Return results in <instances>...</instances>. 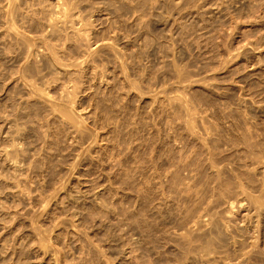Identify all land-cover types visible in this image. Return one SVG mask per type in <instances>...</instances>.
Listing matches in <instances>:
<instances>
[{
  "label": "rangeland",
  "instance_id": "1",
  "mask_svg": "<svg viewBox=\"0 0 264 264\" xmlns=\"http://www.w3.org/2000/svg\"><path fill=\"white\" fill-rule=\"evenodd\" d=\"M263 251L264 0H0V264Z\"/></svg>",
  "mask_w": 264,
  "mask_h": 264
},
{
  "label": "bare ground",
  "instance_id": "2",
  "mask_svg": "<svg viewBox=\"0 0 264 264\" xmlns=\"http://www.w3.org/2000/svg\"><path fill=\"white\" fill-rule=\"evenodd\" d=\"M191 128H192V127H191ZM206 145H207V144H206ZM202 146H204V145H202ZM225 151H226V150H225ZM221 153H222V152H221ZM211 154H212V153H211ZM209 155H210V154H209ZM213 155H214V154H213ZM190 156H191V155H190ZM210 156H211V155H210ZM178 157H179V156H178ZM205 159H206V158H205ZM209 159H210V158H209ZM196 160H197V159H196ZM187 161H188V160H187ZM187 161H186V163H187ZM184 162H185V161H184ZM198 162H199V161H198ZM209 162H210V161H209ZM211 162H212V161H211ZM194 163H195V161H194ZM200 163H201V162H200ZM197 164H199V163H197ZM183 165H184V164H183ZM187 165H188V164H187ZM190 166H191V165H190ZM197 166H198V165H197ZM211 166H212V165H211ZM213 166H214V163H213ZM213 166H212V167H213ZM199 167H200V164H199ZM199 167H198V168H199ZM205 167H206V165H205ZM189 168H190V167H189ZM195 169H196V168H195ZM195 169H194V170H195ZM221 169H222V168H221ZM188 170H189V169H188ZM191 170H192V169H191ZM213 170H214V168H213ZM216 170H217V169H216ZM184 171H185V170H184ZM186 171H187V170H186ZM186 171H185V172H186ZM187 172H189V171H187ZM190 172H192V171H190ZM198 172H199V171H198ZM177 173H178V172H177ZM200 173H201V172H200ZM155 174H156V173H155ZM191 174H192V173H191ZM195 175H196V174H195ZM173 176H176L175 173H174ZM173 176H172V177H173ZM185 177H186V176H185ZM194 177H195V176H193L192 178H193V180H194V183H196V182L198 181V179H196L197 181L195 182ZM197 178H199V177H197ZM200 179H201V178H200ZM200 179H199V180H200ZM190 180H191V179H190ZM193 180H192V181H193ZM238 182H240V181H238ZM179 184H180V183H179ZM181 185H182V184H180L179 186H181ZM183 185H184V184H183ZM191 185H192V184H191ZM196 185H197V184H196ZM177 186H178V185H177ZM196 187H197V186H196ZM203 188H204V187H203ZM205 188H206V187H205ZM207 188H208V187H207ZM190 189H191V187H189V188L187 189V191H186V189H184L185 192H184V191H182V192L179 191V193H177V195H175V197L172 198L174 201H178L179 203H181V204L184 206V207L182 206V210H181V211L178 210V214H180L179 212H181V215H180V216H183V217H184V214H187V213L189 214V215H186L185 218H183V221H182L183 223H180V224H183V225H184V224H187V223H189V224L191 225L190 221H191L192 218L194 219V217H195L194 214H196V213L199 211V208H200L201 210L203 209V208H201L202 206L200 207L201 200H203V199H201V196H202V195L200 194V195H201V196H200V199H199L200 201L198 202V196H197V195H198L199 193H196V190H195V192L193 191V193L190 194V191H191ZM201 189H202V188H201ZM180 190H181V189H180ZM203 191H204V190H203ZM208 191H209V190H208ZM174 193H175V192H174ZM183 193H185V194H183ZM202 193H203V192H202ZM175 194H176V193H175ZM203 194H204V193H203ZM243 194H244V193H243ZM196 196H197V198H196ZM205 196H206V195H205ZM247 196H249V195H247ZM170 197H171V196H170ZM204 199H205V198H204ZM204 201H205V200H203L202 202H204ZM178 202H177V203H178ZM229 202H230V199H229ZM229 202H227V203H229ZM205 203H206V201H205L204 203H202V205L205 204ZM214 203H215V202H214ZM222 203H223V202H222ZM205 205H207V204H205ZM208 205H209V203H208ZM208 205H207V208H211L210 210L208 209L210 212H211V210H214V207H208ZM215 205H216V204H215ZM229 205H230V207H231V208H230L231 210H230L229 212H227V214H229V216H230V215H232V214L234 213V212H233L234 206H233V203H231V204H229ZM209 206H210V205H209ZM239 206H240V205H239ZM178 207H180V206L178 205ZM215 207H217V205H216ZM205 208H206V207H205ZM212 208H213V209H212ZM217 208H218V207H217ZM220 208H221V207H220ZM204 211H206V210H204ZM214 211H215V210H214ZM186 212H187V213H186ZM210 212H208V213L210 214ZM200 213L202 214V212H200ZM214 213H215V214L217 213V214H216V216H217L219 212H217V210H216V212H214ZM209 214H208V216H209ZM211 214H212V213H211ZM211 214H210V215H211ZM213 215H214V214H213ZM221 215H222V213H221ZM206 216H207V215H206ZM216 216H215V217H216ZM219 216H220V215H219ZM222 216H223V215H222ZM199 217H200V216H199ZM211 217H213V216L211 215ZM217 217H218V216H217ZM230 217H231V216H230ZM195 218H196V217H195ZM219 218H220V217H219ZM232 218H233V217H232ZM193 219H192V221H193ZM197 219L200 220V218H197ZM206 219H207V218H206ZM208 219H210V216H209ZM213 219H214V218H213ZM211 220H212V219H211ZM192 221H191V222H192ZM213 222H214V220H213ZM215 222H217V221H215ZM218 222H219V220H218ZM218 222H217V223H218ZM258 222H260V221H258ZM200 223H201V222H200ZM217 223H215V224H217ZM219 223H220V222H219ZM223 223H224V222H223ZM237 223H238V222H237ZM245 223H246V222H245ZM189 224H188L187 226H189ZM192 224H195V226H196L197 223L192 222ZM210 224H211V223H210ZM212 224H213V223H212ZM180 226H181V225H180ZM205 226H206V225H205ZM205 226H203V227H205ZM210 226H211V225H210ZM210 226H209V227H210ZM214 226H215V225H214ZM217 226H218V224H217ZM219 226H220V225H219ZM231 226H232V225H231ZM258 226H259V225H258ZM203 227L200 226V228H203ZM206 227H207V226H206ZM209 227H207V228H209ZM245 227H246V226H245ZM182 228H183V227H182ZM200 228H199V229H200ZM214 228H215V227H214ZM216 228H218V227H216ZM225 228H226V227H225ZM184 229L186 230V226H185ZM187 229H188V228H187ZM191 229H192V228H191ZM238 229H239V227H238ZM189 230H190V229H188V231H189ZM197 230H198V229H197ZM201 230H202V229H200V232H199V230H198V232H199V233H198L199 236H198V234H197V236L200 237V238H198V240H199V242H200V241H202V242L204 241V242H205V239H208V237H206V235H210V234H208V233H210V232L213 234V232H212L213 230L208 229L209 231H206V228L203 229L202 232H201ZM182 231H183V230H182ZM186 231H187V230H186ZM203 231H206V232H203ZM190 232H191V231H190ZM190 232H189V233H190ZM196 232H197V231H196ZM227 232H228V231H227ZM187 233H188V232H186L185 235L188 236ZM191 233L193 234L194 231H192ZM200 233H201V234H200ZM246 233H247V232H246ZM183 234H184V233H183ZM183 234H181L182 236H180L182 239L185 240V241L183 242L182 245H183V246H186L187 250L192 251V249L195 248V246L193 245V243L196 242L197 239H194V238H193L194 236H193V237L191 236L192 239H191V240H187V239H186L187 236H183ZM195 234H196V233H195ZM195 234H193V235H195ZM220 234H222V233H220ZM237 234H238V233H237ZM190 235H191V234H190ZM197 236H196V237H197ZM245 236H246V235H245ZM241 237H242V236H241ZM241 237H240V238H241ZM259 237H260V236H259ZM187 238H188V237H187ZM237 238H238V236H237ZM188 239H189V238H188ZM193 239H194L195 241H194V242H191V241H193ZM209 239L211 240V238H209ZM244 239H245V238H244ZM223 240H224V239H223ZM223 240H222V241H223ZM242 240H243V239H242ZM207 241H209V240H207ZM213 241H214V240H213ZM237 241H238V240H237ZM237 241H235L236 244L240 242V241H239V242H237ZM254 241H255V240H254ZM197 242H198V241H197ZM202 242H201V243H202ZM209 242H210V241H209ZM224 242H225V240H224L222 243H224ZM226 242H227V241H226ZM257 242H258V241H257ZM257 242H256V243H257ZM207 243H208V242H207ZM213 243H214V242H213ZM233 243H234V240H233ZM241 243H242V241H241ZM241 243H239V244H241ZM205 244H206V243H205ZM205 244H203V245H205ZM225 244H227V243H224V245H225ZM234 244H235V243H234ZM236 244H235V245H236ZM239 244H238V245H239ZM251 244H254V243L251 242ZM206 245H207V244H206ZM193 246H194V248H193ZM197 246H198V245H197ZM199 246H200V245H199ZM207 246H208V245H207ZM207 246H206V247H207ZM240 246H241V245H240ZM243 246H244V245H243ZM223 247H224V246H223ZM225 247H226V246H225ZM197 248H199V247H197ZM197 248H195V250H196ZM207 248L209 249V247H207ZM234 248H235V247H234ZM241 248H242V247H241ZM204 249H206V248H203V247H202V249L200 248V250L197 249V250L200 252V254H202V255H201L202 257H204V256H205V257H206V256L208 257L209 255H211V253H210L211 250H210V249H209L210 251H209V250H204ZM239 249H240V247L238 246V250H239ZM244 250H245V249H244ZM198 251H196V252H198ZM212 251H213V250H212ZM239 251H240V253H241V252H242V249L239 250ZM187 252H188V251H187ZM192 252H194V251H192ZM199 252H198V253H199ZM214 252H215V251H214ZM214 252H213V253H214ZM263 252H264V251H263ZM213 253H212V254H213ZM251 253H252V252H251ZM188 254H189V253H188ZM196 254H197V253H196ZM214 254H216V252H215ZM214 254H213V255H214ZM243 254H245V253H243ZM243 254H242V255H243ZM248 254H250V253H248ZM216 255H217V254H216ZM246 255H247V254H246ZM201 256H200V258H201ZM236 256H237V255H236ZM251 256H252V254H251ZM205 257H204V258H205ZM207 257H206V258H207ZM238 257H239V256H238ZM187 258H188V257H187ZM195 258H196V257H195ZM208 258H209V257H208ZM212 258H213V257H212ZM246 258H247V257H246ZM250 258H251V257H250ZM196 259H197V258H196ZM202 259H203V258H202ZM234 259H235V258H234ZM248 259H249V258H248ZM188 260H189V259H188ZM259 260H260V259H259ZM198 261H199V260H198ZM223 261H224V260H223ZM213 262H214V261H213ZM241 262H242V261H241ZM187 263H188V262H187ZM197 263H198V262H197ZM182 264H183V263H182Z\"/></svg>",
  "mask_w": 264,
  "mask_h": 264
}]
</instances>
